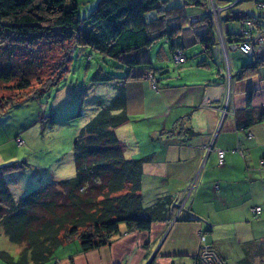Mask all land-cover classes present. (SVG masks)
<instances>
[{
    "label": "crops",
    "instance_id": "obj_1",
    "mask_svg": "<svg viewBox=\"0 0 264 264\" xmlns=\"http://www.w3.org/2000/svg\"><path fill=\"white\" fill-rule=\"evenodd\" d=\"M260 3L264 2L251 4L256 12L247 8L233 12L259 16ZM228 16V12L224 14L225 20H232ZM236 29L234 23L224 24V34ZM207 30V23L185 25L171 39L186 56L176 76L163 74L165 62L161 61L171 59V51L164 49L155 56L156 65L151 64L154 82L146 77L148 69H130L133 78L124 80L129 121L115 128L116 135L127 142V157L149 156L142 165L140 182L145 205L161 196L174 198L197 177L195 187L183 198L187 210L180 211L174 221L169 217L154 221L148 230L127 229L120 224V231L108 244L87 251L80 250L79 241L69 245L67 240L44 264H192L200 230L227 264H264V163H260L264 160V120H260L264 63L238 78L252 57L226 46V40L224 53L216 44L212 57L206 55L197 37ZM195 44L196 50H190ZM151 50L150 46L132 55L152 62ZM249 91H253V121L244 129L237 126L235 112L245 108ZM186 127L196 134H186ZM238 147L243 155L237 152ZM216 149L225 150L221 165ZM5 157L0 154V163ZM255 206H261L257 216L251 211ZM175 212V208L169 210L168 216ZM21 249L22 245L11 242L0 228V250L16 257ZM0 264L7 263L0 258Z\"/></svg>",
    "mask_w": 264,
    "mask_h": 264
},
{
    "label": "trees",
    "instance_id": "obj_2",
    "mask_svg": "<svg viewBox=\"0 0 264 264\" xmlns=\"http://www.w3.org/2000/svg\"><path fill=\"white\" fill-rule=\"evenodd\" d=\"M78 2L0 0V91L13 88L21 92L39 78L41 62L33 53L42 42L60 47L69 45L59 74L67 70L70 53L76 45L88 46L104 57L117 59L128 69L126 75L116 80L101 69L92 75L91 84L113 82L115 94L108 102H100L96 114L76 135L73 176L48 181L15 196L6 174L26 164L14 161L0 165V228L11 242L22 245L16 257L0 250V258L7 264H44L58 246L74 235L78 237L80 250L87 251L108 244L120 231V224L127 229L148 230L154 221L169 217L171 197H158L150 205L143 203L142 165L149 156L127 157V142L116 135L115 128L129 121L124 80L133 78L130 69L142 66L153 75L152 62L132 53L166 38L172 60L175 49L183 52L181 46H173L171 39L186 25L185 17L191 13L186 6L197 7L195 11H198L205 0H183L181 6L173 7H162L161 0H97L84 16L79 15ZM151 10L155 15L146 20L145 14ZM228 15L236 27L242 17L251 16L233 11ZM207 24V32L198 35L197 42L202 52L212 57L217 43L213 26ZM224 40L228 41L226 46L238 42L237 29L225 33ZM249 57L251 64L242 66L238 78L264 63V47L255 48ZM59 76L47 85L56 84ZM252 93H247L245 108L235 112L239 128L247 129L253 121ZM21 100L0 98V116ZM74 115H80V111ZM260 120H264V106ZM184 130L190 136L196 134L191 127Z\"/></svg>",
    "mask_w": 264,
    "mask_h": 264
},
{
    "label": "rangeland",
    "instance_id": "obj_3",
    "mask_svg": "<svg viewBox=\"0 0 264 264\" xmlns=\"http://www.w3.org/2000/svg\"><path fill=\"white\" fill-rule=\"evenodd\" d=\"M96 2L97 0H79V15L88 14ZM255 2H264V0H242L232 6L231 12L236 8H247L250 13L256 12V9L251 7ZM182 4L183 0H161L162 7ZM191 8L195 7L186 6L188 12L192 11ZM154 13L152 10L148 11L145 14L146 20L153 17L151 15H155ZM225 13L227 11L224 10L221 26L223 33L225 23H234L236 28L233 20H225ZM187 18L186 16L185 20ZM209 21L210 19L205 18L198 22H186V25L195 27ZM213 27L216 32L214 39L224 53L226 47L218 36L220 32L214 25ZM187 32L184 31L183 35L188 36ZM262 44L264 42L256 46ZM195 45L193 49H189L196 50L198 44ZM38 47L39 50H35L38 52L34 51L33 54H37L38 62H41L39 78L33 80L31 86L24 91L19 92L13 88H4L0 91V98L22 99L0 116V154L7 155L0 165L14 161H24L26 164L21 169H15L7 174L9 188L15 196L38 188L48 181L73 176V141L83 125L96 114L100 101L108 102L114 92L113 82L91 84L92 75L96 70L101 69L115 76L116 80L126 75L128 71L117 59L104 57L88 46L76 45L70 53L67 70L64 74H59L69 45L60 47V44L42 42ZM151 47L152 63L156 65L155 56L161 55L163 51L166 53L169 51L166 38L157 39ZM161 62H165L163 68L166 71L163 74L171 76H176L178 67L182 65V63H174L171 59ZM58 75L60 76L56 84L47 85L56 77L58 79ZM146 77L154 81L150 71H147ZM78 110L80 115H74ZM20 140L21 142H18ZM130 150H132V141ZM74 243H78V237L75 235L68 241L69 245Z\"/></svg>",
    "mask_w": 264,
    "mask_h": 264
},
{
    "label": "built area",
    "instance_id": "obj_4",
    "mask_svg": "<svg viewBox=\"0 0 264 264\" xmlns=\"http://www.w3.org/2000/svg\"><path fill=\"white\" fill-rule=\"evenodd\" d=\"M242 0H205L204 6L195 12H191L187 14L188 17L186 19L187 23L198 22L202 19H210V24L216 27L217 31H219L218 36L222 40L223 44L224 33L221 31V26L223 22L222 12L225 10L227 12H231L232 6L236 3H239ZM261 7V14L259 16H245L240 19L237 23V37L240 39L238 42H233L229 45L232 49H240L246 55L251 56L254 52V47L256 44H261L262 40H264V3L259 4ZM214 29V27H213ZM215 32V29H214ZM216 34V32H215ZM172 60L174 63L179 64L185 60V56L181 49H175L174 54L172 56ZM154 82V81H153ZM222 113L226 111L223 108ZM250 137V133H248ZM18 142H21L18 141ZM237 152L243 155V151L241 148H236ZM217 161L218 164H222L224 161L225 150L224 149H216ZM261 164L264 163V160H261ZM196 178L192 177L188 182L183 192L177 193L174 198H172V202L170 205V211L175 208L176 212L171 216L172 219H175L179 216L180 211L187 210L184 206L183 198L187 197L193 190L196 185ZM185 196V197H184ZM251 211L254 216H257L261 211V206H255L251 208ZM199 238V248L197 253L194 256V261L192 264H226L225 261L219 256L215 248L212 246L210 241L207 239L206 235L203 231H198ZM181 264V263H176Z\"/></svg>",
    "mask_w": 264,
    "mask_h": 264
},
{
    "label": "water",
    "instance_id": "obj_5",
    "mask_svg": "<svg viewBox=\"0 0 264 264\" xmlns=\"http://www.w3.org/2000/svg\"><path fill=\"white\" fill-rule=\"evenodd\" d=\"M225 109H226V107H225ZM209 147L211 148V145ZM169 219H171L172 221H174V220L178 219V217H176L175 219H172L171 216L169 215Z\"/></svg>",
    "mask_w": 264,
    "mask_h": 264
}]
</instances>
